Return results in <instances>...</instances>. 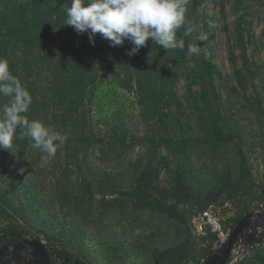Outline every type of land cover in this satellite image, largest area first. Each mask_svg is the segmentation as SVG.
Masks as SVG:
<instances>
[{
  "label": "rangeland",
  "instance_id": "1",
  "mask_svg": "<svg viewBox=\"0 0 264 264\" xmlns=\"http://www.w3.org/2000/svg\"><path fill=\"white\" fill-rule=\"evenodd\" d=\"M24 1L0 0V9ZM188 27L184 50L150 38L129 56L126 40L110 58L87 60V99L77 107L49 94L57 66L54 76L30 80L36 59H16L27 73L13 75L29 91L39 81L34 119L70 142L43 167L25 139L0 150V229L16 225L24 238L86 264H203L226 238L198 234L192 214L224 202L235 217L264 210V0H188L178 38ZM189 43L200 55L188 53ZM171 86L177 103L161 122L151 95ZM86 137L102 142L88 147ZM164 137L174 140L170 147L160 145ZM146 200L165 211L138 206ZM253 248L238 246L232 264H264V242Z\"/></svg>",
  "mask_w": 264,
  "mask_h": 264
},
{
  "label": "trees",
  "instance_id": "2",
  "mask_svg": "<svg viewBox=\"0 0 264 264\" xmlns=\"http://www.w3.org/2000/svg\"><path fill=\"white\" fill-rule=\"evenodd\" d=\"M3 4L6 5V3ZM61 4L65 8H59L58 10L56 7H52V0H25L24 2L14 3L9 10L2 11L0 9V58L8 60L12 74L21 70L22 78H24L27 71L15 62L16 59L20 57L23 60H28V57L35 58V67L38 70L33 69L34 78L31 75H27L30 80H40L47 71H50V76H54L52 70L57 66L55 79L52 80L48 88L49 94L53 93L52 100L58 99V103L63 108L69 101L77 107V104L80 106L87 99L88 88L86 81L91 71L87 62L89 60L92 61L94 58L101 60L110 58L112 55L111 51L115 47L100 34L96 35V43L93 46L89 42L87 33L77 34L72 26L65 25L66 9L70 6L71 0H61ZM240 23L241 18H237L236 27L239 31V39L242 41L243 35L240 30ZM38 83L39 81L34 82V88L30 90L31 96L35 98V102L31 104L28 113H26L30 120L37 117V110L43 101L36 99L41 91L40 88L38 89ZM53 85L55 86L54 90ZM6 101L7 98L0 97V103H5ZM151 101L160 111V121L165 122L170 117V112L177 103L173 86L164 95L152 94ZM216 135L219 142L228 141L218 134ZM24 139L27 143H31L27 138ZM80 140L83 139L80 138ZM118 141L115 143H124ZM143 141V139L139 140L141 143ZM173 141V139L165 137L159 139L160 145L165 147H170ZM215 141L217 142V140ZM69 142V139L66 138L63 145L68 147ZM100 142H102V139L86 137L84 143H87L88 147H92ZM138 206L151 209L154 212H164L167 205L160 201L146 200L142 205ZM249 213L250 211L246 215ZM242 218L239 213L231 220L236 224ZM23 239H25L24 233L17 229L16 225L5 226L0 229V246L14 245ZM45 246L50 248L46 244ZM255 249L252 248L250 251ZM52 251L70 264H86L84 260L75 257L66 249L54 247Z\"/></svg>",
  "mask_w": 264,
  "mask_h": 264
},
{
  "label": "clouds",
  "instance_id": "3",
  "mask_svg": "<svg viewBox=\"0 0 264 264\" xmlns=\"http://www.w3.org/2000/svg\"><path fill=\"white\" fill-rule=\"evenodd\" d=\"M187 4L188 0H71L66 9L65 25L72 26L77 34L87 33L93 46L97 34L110 41L113 47L122 46L127 40L133 45L127 50L129 56L137 55L150 38L153 45L167 51L184 50L183 37L194 31L188 27L178 38V29L186 22ZM195 39L203 41L204 37ZM187 51L198 56L201 46L189 43ZM0 97L7 98L5 103H0V150L12 151L14 137L27 138L31 148L41 153L39 166L47 165L64 144L66 136L40 120L28 118L26 113L32 96L11 73L5 58H0Z\"/></svg>",
  "mask_w": 264,
  "mask_h": 264
},
{
  "label": "water",
  "instance_id": "4",
  "mask_svg": "<svg viewBox=\"0 0 264 264\" xmlns=\"http://www.w3.org/2000/svg\"><path fill=\"white\" fill-rule=\"evenodd\" d=\"M264 242V210L240 219L221 246L203 264H232L235 250H245ZM0 264H70L38 239H23L14 245L0 246Z\"/></svg>",
  "mask_w": 264,
  "mask_h": 264
},
{
  "label": "built area",
  "instance_id": "5",
  "mask_svg": "<svg viewBox=\"0 0 264 264\" xmlns=\"http://www.w3.org/2000/svg\"><path fill=\"white\" fill-rule=\"evenodd\" d=\"M236 213L231 202H224L220 206H211L195 212L191 216V222L198 234H215L220 240L227 238L232 232L235 223L227 228V220H231Z\"/></svg>",
  "mask_w": 264,
  "mask_h": 264
}]
</instances>
